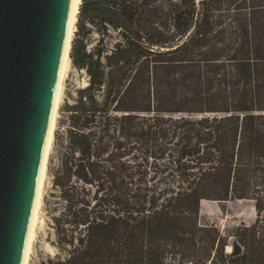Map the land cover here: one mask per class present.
Masks as SVG:
<instances>
[{
  "label": "trees",
  "instance_id": "16d2710c",
  "mask_svg": "<svg viewBox=\"0 0 264 264\" xmlns=\"http://www.w3.org/2000/svg\"><path fill=\"white\" fill-rule=\"evenodd\" d=\"M42 264H264V0H81ZM250 200L227 237L201 201Z\"/></svg>",
  "mask_w": 264,
  "mask_h": 264
},
{
  "label": "water",
  "instance_id": "95a60500",
  "mask_svg": "<svg viewBox=\"0 0 264 264\" xmlns=\"http://www.w3.org/2000/svg\"><path fill=\"white\" fill-rule=\"evenodd\" d=\"M68 6L0 0V264L21 261Z\"/></svg>",
  "mask_w": 264,
  "mask_h": 264
},
{
  "label": "rangeland",
  "instance_id": "374dc122",
  "mask_svg": "<svg viewBox=\"0 0 264 264\" xmlns=\"http://www.w3.org/2000/svg\"><path fill=\"white\" fill-rule=\"evenodd\" d=\"M77 27H75V36ZM86 84V76L83 71L73 67L72 62L63 85L62 102L56 121L54 141L49 154L47 165V182L43 194V203L40 211L41 223L37 226L35 239L30 253L29 264H42L56 253L54 246V235L51 227V214L55 205V189L52 186V174L58 163L60 151V136H58L64 126L66 117V105L73 101L76 89ZM200 217L202 221L213 223L222 235L227 237L230 246L234 240V231L237 226L249 225L256 219V211L253 202L250 200H228L216 202V204H205L200 207ZM226 251V249H225Z\"/></svg>",
  "mask_w": 264,
  "mask_h": 264
},
{
  "label": "bare ground",
  "instance_id": "6f19581e",
  "mask_svg": "<svg viewBox=\"0 0 264 264\" xmlns=\"http://www.w3.org/2000/svg\"><path fill=\"white\" fill-rule=\"evenodd\" d=\"M81 0H69L67 11V19L65 26V33L59 60V66L51 100V108L49 112L47 127L45 131L44 142L41 150L39 167L36 178V185L34 196L31 204L29 214L28 226L24 240L20 264H29V258L33 242L35 239V232L37 226L41 223L40 211L43 203V194L47 182V165L49 160L50 150L54 141V132L56 129V121L59 113V108L62 102L63 85L65 78L71 65L70 50L73 40V35L77 22V15ZM205 204H216V201L202 200L201 206ZM230 251V246H226V252Z\"/></svg>",
  "mask_w": 264,
  "mask_h": 264
}]
</instances>
